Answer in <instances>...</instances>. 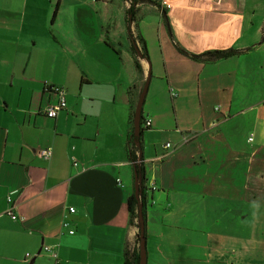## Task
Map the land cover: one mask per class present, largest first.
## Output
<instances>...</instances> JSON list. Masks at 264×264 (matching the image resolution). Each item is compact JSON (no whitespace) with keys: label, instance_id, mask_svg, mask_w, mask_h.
Segmentation results:
<instances>
[{"label":"crops","instance_id":"0c3cea01","mask_svg":"<svg viewBox=\"0 0 264 264\" xmlns=\"http://www.w3.org/2000/svg\"><path fill=\"white\" fill-rule=\"evenodd\" d=\"M263 32L264 0H0V264H124L147 75L146 264H264Z\"/></svg>","mask_w":264,"mask_h":264},{"label":"trees","instance_id":"16d2710c","mask_svg":"<svg viewBox=\"0 0 264 264\" xmlns=\"http://www.w3.org/2000/svg\"><path fill=\"white\" fill-rule=\"evenodd\" d=\"M132 1L136 2L137 0H132ZM58 6H59V2L57 1L55 3V11L57 10ZM129 13H131V15H132L131 10L129 11ZM130 39H132L131 36H130ZM132 40L135 41V39H132ZM261 41H264V32L262 33ZM138 43L140 45V48H137V49L140 51L142 57L146 58L147 54H146L145 44L142 42L141 39H138ZM133 44L134 43H132L130 50H131L132 55L134 56V67L138 73H141V66L139 64V61L137 60L138 55H137V52L134 48L135 44L134 45ZM239 54H240L239 51L229 49L226 51L206 52V53H203L199 56H195L194 58L197 60H200L203 63H211V62H216L219 60L231 58V57L237 56ZM50 86H54V85H50ZM64 92H65V89H64ZM135 105H136V101L134 102V105L131 109L130 116H129V122H128L130 136H129L128 141H127V157H128V161L130 162L132 168L133 169L135 168L138 175H140L139 176V178H140L139 203L142 205V215H143V219H144V208H145L146 200H145V188L143 186V184H144L143 171H142L141 165H140V168H138V165L136 164L137 153H141V144H140L141 141L140 140H141V136H142V132H143V128L141 127L142 122H143V117H142L141 123H140V133H139L138 137H135L133 134V115H134ZM136 140L138 141V144H139L138 147L135 146ZM127 207H128L130 223H132L133 221H137L138 202L134 197V193H132L131 197L129 198L128 203H127ZM144 222H145V220H144ZM138 242H139V240L137 239V241H136L137 245H138ZM137 245L135 247H133L132 249H129V250H127V248L125 249L124 264H138L139 263V247Z\"/></svg>","mask_w":264,"mask_h":264},{"label":"water","instance_id":"95a60500","mask_svg":"<svg viewBox=\"0 0 264 264\" xmlns=\"http://www.w3.org/2000/svg\"><path fill=\"white\" fill-rule=\"evenodd\" d=\"M176 0H167V2H173ZM137 55L139 58L142 57L140 51L137 49L136 46H134ZM149 78L150 76L147 75V78L143 84L142 90L140 92V95L138 97L137 103L135 105L134 109V115H133V134L135 137H138L140 133V123L142 119V106L144 103L145 95L148 89V84H149ZM137 146H138V141L136 140ZM133 175H134V183H133V188H134V197L138 202V209H137V221H138V228H139V234H138V247H139V263L138 264H146V239H145V228H144V219L142 215V205L139 203V196H140V178L135 170L133 169Z\"/></svg>","mask_w":264,"mask_h":264},{"label":"built area","instance_id":"2783aa9c","mask_svg":"<svg viewBox=\"0 0 264 264\" xmlns=\"http://www.w3.org/2000/svg\"><path fill=\"white\" fill-rule=\"evenodd\" d=\"M45 87H47V86L45 85ZM48 89L57 94L58 100L55 103L48 104L45 107L44 115L48 119H55L61 111L66 109L65 92H64V89L60 86H48ZM148 127H150V120L147 119L144 121V128H148ZM250 140L251 139H249V141ZM135 146L138 147L136 142H135ZM164 148H170V144L166 143L164 145ZM139 154L140 153H137V161H136L138 168H140V163H141L140 158H139V156H140ZM36 156L40 159L48 160L52 156V151L50 148H40V149L36 150ZM71 161H72V164L74 166L77 165V161L75 158L72 157ZM68 210H69V213H71V214L74 213L73 208H69ZM6 215L10 216L11 219L16 220V217L13 215L11 209H8L6 211ZM67 225H68L67 223L62 224L63 227H67ZM69 234L72 235V234H74V232L70 231ZM42 250L44 252H46L47 254H49L53 259L56 260L57 257H56L55 252H53L49 247L44 246V247H42Z\"/></svg>","mask_w":264,"mask_h":264}]
</instances>
